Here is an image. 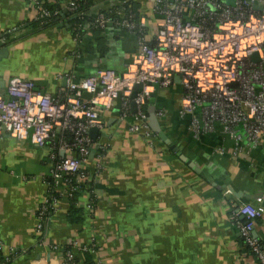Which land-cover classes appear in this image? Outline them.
<instances>
[{"label":"crops","instance_id":"0c3cea01","mask_svg":"<svg viewBox=\"0 0 264 264\" xmlns=\"http://www.w3.org/2000/svg\"><path fill=\"white\" fill-rule=\"evenodd\" d=\"M42 1L60 6L55 24L33 25L37 10L28 0H0V39L8 49L0 60V94L13 76L57 94L68 76L80 78L99 68L126 71L139 51L135 32L113 21L100 29L86 27L75 37L71 12L62 6L70 0ZM153 5L154 0H92L89 16L115 13L114 20L122 19L129 8L152 44L163 19ZM20 24L25 25L10 32ZM183 96L179 77L157 87L154 101L143 108L150 136L144 129L129 130L140 122L121 120L119 100L103 110V127L92 139V148L98 147L82 163L96 207H87L90 197L83 192L84 209L76 218L69 214L70 201L60 199L43 240L36 214L47 196L51 147L1 136L0 236L5 254L10 248L18 252L5 264H63L69 250L73 264H256L243 251L230 213L264 189V137L256 146L244 138L236 144L219 125L196 136L192 116L180 113ZM254 235L264 240V213ZM78 246L91 247L90 258Z\"/></svg>","mask_w":264,"mask_h":264},{"label":"built area","instance_id":"2783aa9c","mask_svg":"<svg viewBox=\"0 0 264 264\" xmlns=\"http://www.w3.org/2000/svg\"><path fill=\"white\" fill-rule=\"evenodd\" d=\"M78 1L62 6L74 14ZM28 2L36 8L35 20L41 24L58 13L49 11L42 0ZM153 7L163 19L152 44L146 39L143 21L136 22L129 14L113 20L101 13L85 26L103 28L115 21L136 33L139 51L126 71L99 68L80 78L68 76L57 94L36 90L32 81L13 76L0 94V137L29 139L38 147H51L47 196L36 214L39 239H44L46 223L57 210L58 201L71 199L86 186L82 163L93 146L89 131L103 127L102 112L116 100L120 102L121 120L132 117L140 122L129 125V130L144 129L150 136L143 110L149 95L155 87L170 86L179 77L184 88L180 113L192 116L190 126L196 136L213 132L219 125L236 144L244 138L256 146L264 137V0H154ZM75 15L82 18L84 14L77 12L71 17ZM22 26H14L10 32ZM79 29L73 27L76 32ZM255 53L257 61L250 59ZM138 85L136 96L131 98ZM223 152L218 149V153ZM100 167L99 163L96 172ZM85 192L90 197L87 207L92 210L97 204L94 188L87 186ZM263 213L264 189L252 201L235 204L230 213L241 239L262 264L264 244L254 229L255 219ZM4 249L0 236L3 264L18 254L15 248L6 254ZM78 250L92 248L78 246ZM67 259H72L70 250Z\"/></svg>","mask_w":264,"mask_h":264},{"label":"trees","instance_id":"16d2710c","mask_svg":"<svg viewBox=\"0 0 264 264\" xmlns=\"http://www.w3.org/2000/svg\"><path fill=\"white\" fill-rule=\"evenodd\" d=\"M77 3H78V8L74 12L75 13H77V12H83L84 15H83L82 18H79L76 15H75V17H71L70 28L72 29V34L74 36L76 34H78V36H81L83 34V32L87 28L88 29H100V28H91L90 26H88L87 28L85 27L91 21V19H92L89 16V9H90V6L92 5V0H79ZM44 6L46 8H48L49 11H52V12L53 11H58V13L56 15H54V16H51L50 18H47L45 20L46 22L45 23H42V24L40 23V21H36L35 20L33 25H35L36 27H44V26H47V25H50V24H55L56 18L58 16H60V14H61V8L58 5H49V4H45L44 3ZM126 13H127V15L128 14L129 15H132V17H131L132 20H135L136 22L138 21L137 15L133 11H131V9L128 8L126 10ZM74 14L72 13L71 16L74 15ZM107 15H109L113 20L115 19V13L107 14ZM116 20H118V19H116ZM76 26H80V29L77 30V32L75 30H73V27H76ZM92 187H93V185H92ZM86 190H87V187L86 186H83L82 189L77 190L74 193L75 195L71 199H69V201H70V211H69V214H71V216H73V217H76L77 215L80 216L81 212L83 211L84 208L79 204V197ZM95 201H96V197H95ZM76 218H78V217H76ZM258 219L259 218L255 219V221L258 220ZM241 243H242L243 251L246 254L252 255L254 257L255 261H256V264H262L260 262V260L257 258V256L253 253L252 248L248 244H246L243 239H241ZM263 244H264V240L262 241V245ZM88 252L86 251V252H83V253H86V257L87 258H90L89 255H88ZM89 253H91V252H89ZM64 261L65 262L63 264H73V262H75V261H72V260H68L65 255H64Z\"/></svg>","mask_w":264,"mask_h":264},{"label":"water","instance_id":"95a60500","mask_svg":"<svg viewBox=\"0 0 264 264\" xmlns=\"http://www.w3.org/2000/svg\"><path fill=\"white\" fill-rule=\"evenodd\" d=\"M230 2H231V0H228V3H230ZM7 55H8V49H7V47L5 46L4 41L0 39V60H1L2 58L7 57ZM250 59L253 60V61H257V60L259 59L258 54H257V53L253 54V55L250 57ZM138 88H139V85L136 86V90L132 93L131 98H134V97L136 96V93H137V89H138ZM156 90H157V87H155V90H154L153 92L150 93L147 102H148V101H149V102H153V101H154V96H155V92H156ZM131 110H132L133 113L136 112V104H135L134 101L131 102ZM148 121H149V120H148ZM149 126H150V123H149ZM98 132H99V131H98L97 128H92V129H90L89 134H90L91 138L94 139V138H97ZM97 147H98V146H97V144H96L93 148L90 149V153L95 152L96 149H97Z\"/></svg>","mask_w":264,"mask_h":264}]
</instances>
